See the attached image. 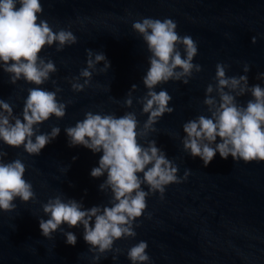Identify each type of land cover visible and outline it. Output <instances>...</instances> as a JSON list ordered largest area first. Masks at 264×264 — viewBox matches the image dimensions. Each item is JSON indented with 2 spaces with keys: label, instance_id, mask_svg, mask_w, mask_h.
<instances>
[{
  "label": "water",
  "instance_id": "1",
  "mask_svg": "<svg viewBox=\"0 0 264 264\" xmlns=\"http://www.w3.org/2000/svg\"><path fill=\"white\" fill-rule=\"evenodd\" d=\"M40 2L43 12L39 18L53 31H72L77 43L59 52L54 44L39 54L51 59L57 68L39 87L48 91L59 87L62 91L57 99L66 104L62 119L52 116L39 130L50 133L58 126L60 134L38 156L29 155L23 146L12 148L0 142V149L8 153L4 162L21 159L26 167L24 178L36 194L35 202L17 198L14 211H0V264H131L127 251L140 241L148 244V264H264V162L233 161L231 156L222 159L217 152L205 167L199 157L185 152L182 144L183 125L199 115H209L203 101L207 85L215 83L218 63L229 66L227 76L247 75L249 86L264 87V80L256 78L264 73V0ZM145 17L172 19L180 36L188 35L197 43L193 63L202 70L193 72L187 85L170 80L156 87L157 92L166 90L172 97L168 106L174 111L165 113L154 125L156 131L146 138L156 141L174 162L178 177L183 178L186 170L189 175L179 184L166 186L163 200L159 193L150 194L146 210L134 222L135 238L116 240L113 247L121 252H107L97 260L83 239L82 226L69 228L64 224L49 239L41 234L39 219H48L42 204L56 196L81 202L85 209L110 206L111 193L99 188L106 174L100 178L90 175L102 152L69 147L64 129L75 126L88 111L117 117L134 112L143 126L148 114H142L137 99L147 92L142 77L149 67L150 53L132 24ZM87 49L103 52L111 66L100 72L104 64H98L90 84L74 92L69 79L87 67ZM180 50L183 54L182 46ZM245 64L249 65L248 73L243 72ZM133 84L138 88L132 94V107H125ZM33 87L37 86L23 79L10 83L9 74L0 69V99L13 107L14 115L22 113L28 89ZM249 99L250 94L237 98L243 105ZM140 143L146 146L144 139ZM142 187L148 191L146 185ZM67 231L77 236L75 246L66 243L63 233Z\"/></svg>",
  "mask_w": 264,
  "mask_h": 264
},
{
  "label": "clouds",
  "instance_id": "2",
  "mask_svg": "<svg viewBox=\"0 0 264 264\" xmlns=\"http://www.w3.org/2000/svg\"><path fill=\"white\" fill-rule=\"evenodd\" d=\"M42 12L40 0H0V69L9 74L12 84L23 79L37 86L28 89L20 115H14L13 107L0 99V142L12 148L23 146L29 155L35 156L60 134L58 126L52 127L50 133H40L39 125L52 116L62 119L66 114V104L57 99L62 89L56 87L55 91H48L39 87L57 71L51 59L39 54L54 44L59 52L77 43L72 31H53L46 20L39 18ZM132 28L142 37L150 53L149 67L142 77L147 92L137 99L142 105V114H148L143 126L134 112L117 117L88 111L83 120L64 129L69 147L83 146L93 153L102 152L98 167L92 168L90 175L100 178L106 174L99 188L111 193L110 206L85 209L81 202L56 196L42 204L48 219H39L41 234L49 239L64 224L69 228L82 226L83 239L97 260L107 252H121L113 247L116 240L135 238L134 222L146 210V198L150 194L159 193L163 200L166 186L179 184L189 175L186 170L183 178L178 177L174 162L157 147L156 141L146 138L156 131L154 125L165 113L174 111L168 106L172 97L166 90L157 92L156 87L170 80L187 85L193 72L202 70L199 64L193 63L198 54L197 43L188 35L180 36L176 31L177 23L170 18L145 17L133 22ZM252 43H256L255 37ZM86 52L87 67L81 69L79 76L69 79L74 92H81L90 84L98 64H104L100 72L111 66L103 52L94 53L91 49ZM228 67L218 63L215 83L206 87L203 104L209 115H199L183 125L184 151L193 158L199 157L205 167L217 152L222 159L231 156L233 161L264 162V87L249 86L247 75L227 76ZM249 70V65L245 64L243 72ZM256 78L264 80V73ZM52 83L55 85L56 81ZM137 88L132 85L125 107H132V94ZM246 94H250L251 99L246 105L240 104L237 98ZM141 139L146 146L140 143ZM7 155L0 149V211L12 212L17 207L14 203L17 198L24 203L35 202L36 194L32 183L24 178L25 164L19 158L4 162ZM142 185H146L148 191ZM63 235L68 245H76L77 236L73 232ZM147 248L145 241L130 247L127 258L131 264H148ZM116 258L114 255L113 259Z\"/></svg>",
  "mask_w": 264,
  "mask_h": 264
}]
</instances>
